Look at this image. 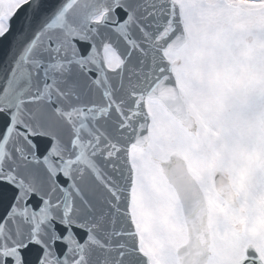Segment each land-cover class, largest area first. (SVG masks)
Returning a JSON list of instances; mask_svg holds the SVG:
<instances>
[{
	"label": "snow or ice",
	"instance_id": "snow-or-ice-1",
	"mask_svg": "<svg viewBox=\"0 0 264 264\" xmlns=\"http://www.w3.org/2000/svg\"><path fill=\"white\" fill-rule=\"evenodd\" d=\"M0 264H264V0H0Z\"/></svg>",
	"mask_w": 264,
	"mask_h": 264
}]
</instances>
